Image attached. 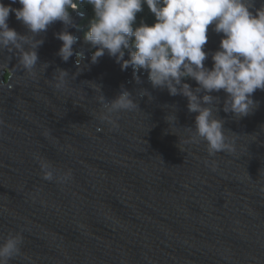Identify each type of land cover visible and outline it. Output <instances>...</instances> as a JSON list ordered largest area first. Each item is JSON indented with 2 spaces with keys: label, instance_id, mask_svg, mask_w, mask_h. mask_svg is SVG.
<instances>
[{
  "label": "water",
  "instance_id": "water-1",
  "mask_svg": "<svg viewBox=\"0 0 264 264\" xmlns=\"http://www.w3.org/2000/svg\"><path fill=\"white\" fill-rule=\"evenodd\" d=\"M8 24L26 32L14 13ZM62 27L43 34L38 64L48 67L34 77L16 53L0 51V238L23 236L9 264H264V91L239 120L223 112V91L213 93L235 150L209 156L204 142L185 143L197 115L185 97L153 89L144 72L137 84L106 54L91 64L82 27L69 31L85 59L62 61L54 36ZM208 37L214 52L222 34L209 26ZM57 68L70 75L63 90L52 80ZM97 85L109 101L123 86L138 103L118 114L116 129L98 119ZM36 157L58 174L70 170L71 181H45Z\"/></svg>",
  "mask_w": 264,
  "mask_h": 264
},
{
  "label": "clouds",
  "instance_id": "clouds-1",
  "mask_svg": "<svg viewBox=\"0 0 264 264\" xmlns=\"http://www.w3.org/2000/svg\"><path fill=\"white\" fill-rule=\"evenodd\" d=\"M17 3L21 7H12ZM85 7L92 12L82 38L91 53V64L106 54L122 71L130 67L137 84L141 83L139 73H147L153 89L185 97L188 111L197 114L185 143L204 142L209 156L235 150L225 135V121L218 116L221 98L213 93L223 91L222 110L237 120L259 107L253 95L257 90L264 91V5L255 7V0H10L6 5L0 0V51L16 53L19 66L34 77L38 66L43 71L48 67L47 63L38 64L43 34L60 22L62 29L54 33L62 42L57 55L64 62L75 55L79 66L85 59V48L74 47L81 38L69 29L79 31L73 13L82 16L80 9ZM145 7L154 18L151 24L143 16L138 20ZM10 13L25 27L24 34L9 27ZM209 26L222 34L214 52L205 50ZM209 57L211 67L205 64ZM69 76L67 70L57 68L52 76L54 87L63 90ZM188 80L195 81L196 86ZM97 86L101 123L116 129L119 113L139 108L132 93L123 86L110 101ZM142 90L141 97L151 99L150 93ZM166 120L169 125L176 124L175 112L169 113ZM36 159L45 181H71L70 170L58 174L49 161ZM22 243L21 233L0 238V264H9L21 255Z\"/></svg>",
  "mask_w": 264,
  "mask_h": 264
},
{
  "label": "trees",
  "instance_id": "trees-1",
  "mask_svg": "<svg viewBox=\"0 0 264 264\" xmlns=\"http://www.w3.org/2000/svg\"><path fill=\"white\" fill-rule=\"evenodd\" d=\"M80 11L83 13L82 20H81L80 24H81V26H83L82 33L84 34L87 31L88 21L92 15V12H91L90 7L82 8V9H80ZM141 16H143L146 19L147 23H149V24L153 23V21H154L153 16L148 12L146 7H145L144 13L138 14V20L140 19Z\"/></svg>",
  "mask_w": 264,
  "mask_h": 264
},
{
  "label": "rangeland",
  "instance_id": "rangeland-1",
  "mask_svg": "<svg viewBox=\"0 0 264 264\" xmlns=\"http://www.w3.org/2000/svg\"><path fill=\"white\" fill-rule=\"evenodd\" d=\"M81 20H82V16H80L79 18H77V21H76V23L79 25V27H82V29H83V26H81ZM82 35H84L83 33H82Z\"/></svg>",
  "mask_w": 264,
  "mask_h": 264
}]
</instances>
